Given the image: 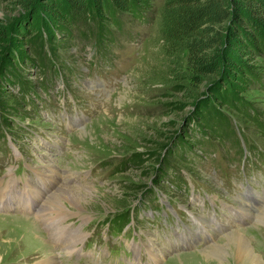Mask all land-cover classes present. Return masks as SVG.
I'll return each mask as SVG.
<instances>
[{
  "label": "rangeland",
  "instance_id": "rangeland-1",
  "mask_svg": "<svg viewBox=\"0 0 264 264\" xmlns=\"http://www.w3.org/2000/svg\"><path fill=\"white\" fill-rule=\"evenodd\" d=\"M28 1L34 11L0 0V205L13 204L0 209V264H264V54L243 57L255 76L231 82L232 93L218 77L184 88L163 51L164 0L106 21L85 13L68 23L71 37L42 6L61 0ZM14 48L21 71L7 58ZM59 185L88 188L82 209L45 207ZM151 188L176 205L160 225L141 216L153 213L155 194H143ZM136 204L138 229L124 233L116 221ZM71 231L84 235L61 243ZM238 233L250 255L211 251Z\"/></svg>",
  "mask_w": 264,
  "mask_h": 264
},
{
  "label": "trees",
  "instance_id": "trees-1",
  "mask_svg": "<svg viewBox=\"0 0 264 264\" xmlns=\"http://www.w3.org/2000/svg\"><path fill=\"white\" fill-rule=\"evenodd\" d=\"M18 1L23 8L34 11L35 6L28 0ZM145 5H147L146 0H61L60 5H54L53 8L49 4H42L49 19L54 21L57 28L61 27L62 33L67 37L72 36L68 23H74L85 13L90 14L89 17L92 16L93 19L106 21L108 18L115 19L114 15L117 11L138 14L142 12L140 8L143 9ZM160 18L159 31L163 41V51L167 56L173 57L175 68L172 77L175 83L188 88L202 83L203 79L208 81L212 77H218L215 81L222 79L220 82H223L218 85L219 89L232 93L235 85L231 82L235 83L236 80L246 82L244 76L247 72L250 74L249 79L255 76L252 71L246 69L243 57L253 53L264 54V0H164ZM97 23L101 26L100 21ZM31 25V21L23 24L27 29H30ZM101 33L103 29L96 34L100 36ZM54 34L50 32L47 41L53 42L58 38L57 34L56 36ZM3 36L6 34L4 35L0 29V39H4ZM47 41L42 35L37 43L38 47L43 49L41 54H44L45 46L49 48ZM51 45V48L55 47ZM51 48L48 52L53 50ZM11 51L7 58L10 62L13 57H18L17 66H12L21 71L26 61L22 56L19 59L15 48ZM51 53L48 55L50 56ZM48 55L46 53L41 60L47 59L50 63ZM181 62H184L182 66ZM50 66L52 67L53 64ZM222 84L225 86L222 87ZM176 88L181 89L178 86ZM209 91L212 92V86L209 87ZM214 94L217 95L216 92ZM30 97L34 98L35 94ZM30 102L34 104L35 99H30ZM198 109L203 113H217L214 107L200 106ZM150 193L154 194L152 188L143 194ZM119 217L116 225L121 229L133 219V216H130V208Z\"/></svg>",
  "mask_w": 264,
  "mask_h": 264
},
{
  "label": "bare ground",
  "instance_id": "bare-ground-1",
  "mask_svg": "<svg viewBox=\"0 0 264 264\" xmlns=\"http://www.w3.org/2000/svg\"><path fill=\"white\" fill-rule=\"evenodd\" d=\"M85 189H88V188L74 189V187H71V186L59 185L55 192H51L45 198V201H44V203L46 204L45 207L51 208L52 210L59 211L60 208L61 209L68 208L67 204H69L74 209H82L81 206H82V203L84 202V198L89 196V192L87 190H86V192L83 191ZM6 205H9L8 207H11L13 204L10 202H8V204L7 203L2 204V206L0 205V209H3L2 207L5 208ZM41 222L44 225V227H47L48 229L51 228L50 235H52L54 237L57 235V233L59 232V229L57 227L54 228V226L43 223V216H41ZM79 233H81V231L68 232V234L65 237H62V238L59 237L60 242L61 243H63L64 241L65 242H71V241L75 242L73 239ZM62 235H64V232L62 233ZM83 235L84 234L78 235V238H82ZM75 243L77 244V242H75ZM54 246H57V245H54ZM249 246H250V242H248L247 239H245V237L243 235L238 233V234H234V236L228 237L227 239H225V241L223 243L219 244L218 246L214 245L213 248H211V251H216V252L218 251L219 253H221L224 250V248L236 247V250H238L239 252L241 251L243 253V255H250L251 253H250ZM54 256L55 255H52L51 257L54 259ZM52 262L53 261L49 256L48 258L42 260L41 264H55Z\"/></svg>",
  "mask_w": 264,
  "mask_h": 264
}]
</instances>
